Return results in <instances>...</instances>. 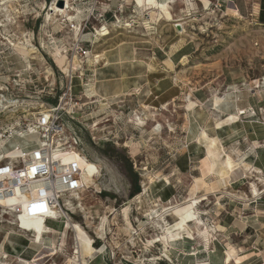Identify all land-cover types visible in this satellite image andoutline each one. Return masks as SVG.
<instances>
[{"label":"rangeland","instance_id":"1","mask_svg":"<svg viewBox=\"0 0 264 264\" xmlns=\"http://www.w3.org/2000/svg\"><path fill=\"white\" fill-rule=\"evenodd\" d=\"M5 2L0 7V99L1 108L15 107L0 108V136L11 138L0 156L16 146L40 145L39 135H20L35 130L41 112L59 104L73 79L77 112L64 123L100 175L99 190H82L68 216L94 241L93 258L108 264H224L226 250L233 256L229 264H264L263 186L245 174L238 177L243 187L227 189L236 172L224 150L217 161L218 141L202 132L207 156L194 142L202 129L212 135V127H220L216 109L228 114L252 91L264 100V21L255 2L179 0L172 9L179 21L168 22L161 10L140 7V0L113 2L110 10L105 0L96 8L94 0H70L78 37L74 26L51 11L53 5L62 8L61 1ZM97 56L104 61L96 64ZM59 57L71 62L70 74ZM239 115L243 119L246 112ZM136 118L146 124L137 125ZM206 183H219L214 190L220 193L206 194L198 203L192 198L203 196ZM252 183L263 192L257 198ZM173 202L182 203L174 216L158 217ZM190 208L211 236L203 240L188 231L164 236L162 219L174 225ZM0 215L10 230L13 217L2 209ZM104 216L109 219L100 238ZM63 227L53 225L61 232ZM191 228L197 229L194 223ZM59 234L45 235L41 245L31 243L33 251L61 244L64 234ZM65 240L62 252L46 257V264H66L76 248L84 257L88 242L82 236L70 232Z\"/></svg>","mask_w":264,"mask_h":264},{"label":"built area","instance_id":"2","mask_svg":"<svg viewBox=\"0 0 264 264\" xmlns=\"http://www.w3.org/2000/svg\"><path fill=\"white\" fill-rule=\"evenodd\" d=\"M50 1L55 4L60 0ZM94 1L96 8L99 0ZM105 1L110 10L113 2L123 0ZM72 82L73 79L59 104L44 111L45 114L42 112L34 132L29 133L40 136V145L25 150L16 146L12 149L16 154L0 162V209L12 214L11 226L30 241H33L34 231L21 229L22 217L44 218L46 223L52 220L64 224L72 206L68 198L84 190L81 163L66 160L73 152L85 157L78 139L64 123L65 117L74 119L78 107Z\"/></svg>","mask_w":264,"mask_h":264},{"label":"bare ground","instance_id":"3","mask_svg":"<svg viewBox=\"0 0 264 264\" xmlns=\"http://www.w3.org/2000/svg\"><path fill=\"white\" fill-rule=\"evenodd\" d=\"M2 1H4V3L3 4L1 3L2 6H0V7H3V5L6 3L5 0H2ZM60 1L63 3V7L62 8H59L57 5H53L51 11L54 12V13H56L57 16H60L63 20H65L64 22L66 24H68L70 27L71 26H74L73 33H75L76 37H78L79 36L80 29H79V26L78 25H75V21L77 20V15H75V13L74 14H71V12H73L74 8L71 7L70 0H60ZM148 1L149 2H147V0H140V3H139L140 4V7L141 6L142 7H148L147 11H155V10H158V9L161 10L164 13L165 18H166V20L168 22H171V21L172 22L179 21V19H177V17L174 15V13H172L173 6L179 0H166L165 2H159L158 0H148ZM7 3H10V1H8ZM64 4H65V8H64ZM137 10L140 12V10H142V9H137ZM106 34H103V30H98V32H97V35L98 36H101V37H105ZM21 53L23 55L29 54V52H27V51H22ZM58 60H59V63L62 64L64 73L65 74H70V72L73 69V67L71 66L72 65L71 62H66L65 58H60V57L58 58ZM102 61H104V59H101V56H97L96 57V60H95L96 64H100V62H102ZM108 63H110V62H108ZM167 63L168 64H172L171 60H168ZM2 103H4V102H2L1 99H0V108L2 107L1 106ZM13 107H15V106L10 105V106H4L1 109H5V111H8L10 108H13ZM240 114H245V111L240 112ZM38 116L36 115V117H38ZM18 121H20V119ZM136 121H137V125H139V126H144L146 124L143 121V119H141V118H136ZM16 126H19V123L14 124L12 127H10V130L14 131L15 128H16ZM96 126H98V124H96ZM21 129H23V128H21ZM6 130H8V128ZM15 132H17V131H15ZM33 132H34V130L30 128V131L27 134L20 135V137L28 136V135H30L29 133H33ZM8 139L5 138L4 133H3V135L0 136V148H4L5 147L6 142H7ZM15 154L16 153H14L12 150L11 151H8L7 153L2 154L0 156V162H2L5 159H9V158L13 157ZM227 158H228V164H229V166H230L231 169L234 170L235 167L239 168L240 165L239 166H236L235 165L236 163L234 164V161L229 156ZM66 160L67 161L79 160V162L81 163L82 170H83L81 177H82V180L84 182V189H88V190L89 189H94V190L95 189H98L97 178L100 175V170H99V167L97 165H95L94 163L90 162L86 157H83V158L82 157H79L75 152H73L71 155H69ZM244 169H245L244 174L253 176L254 179L256 180V182H258L259 185L261 184L263 186V188H264V178L261 175L262 172L260 173L258 171H255L256 170L255 168H254L255 170H252L248 166H245ZM259 174L261 175L260 177L258 176ZM260 193L261 192H260V190H258V186L255 183H252L251 184V194H252V196L259 197L260 196ZM231 196H233V195H231ZM68 200L70 202V205H72V203H71L72 200H75V202H76V200H81V199H80L79 195L76 194V195L68 198ZM83 204L85 205V203H83ZM181 204H175L174 202L171 203L169 206H167V207L164 208L163 212L158 217H161L162 215L164 216V214H168V213H170L171 216H174L175 210ZM193 206H197V203L194 204ZM4 213L6 215L7 214H10L8 211H4ZM11 216H12V214H11ZM1 218H3V216L0 215V219ZM108 219L109 218L107 216H104L102 218V222L100 224L101 225V227H100L101 233L99 234L100 235V238H102L105 235L104 234V231H106L105 230V226H106V224H108ZM162 220H164V223H166V224L162 223L163 225L161 226V229L163 230V235L166 236V237L172 236V235H174L176 233H181V232H184V231H188L192 235H194L196 237H199V238H202L203 240H205V239H208L211 236V234H212L211 230L208 229L206 227V225L199 219L198 213L195 210V208H190L187 211L180 213L177 216V218H176L177 221H176V224H174V225L168 224L167 222H165V219H162ZM11 222L12 221L10 220L9 221V224L10 225H11ZM193 223L196 225V228H197L196 231L193 230V228H191V224H193ZM6 227H7V225H6ZM14 229L15 228H13V230ZM21 229H23L25 231L26 230L27 231H34V236H33L32 239H33V242L36 243V244H38V245H41L43 243V240L45 238V235H47V234L48 235H53V233H54L53 230L50 229L46 225V222H45V219L44 218L24 219L22 217L21 218ZM63 232H61L59 234V235L64 234L63 235V239H61L62 240V243L61 244H59L57 246H53V245L52 246H50V245L49 246L48 245L46 246V244H45V246L42 247V250L39 251L36 254V256L34 257V259L33 260L31 259L32 261L21 260V262L23 264H46V262H45L46 257H48V256H55L60 251L62 252L64 246L66 245V243H65L66 242V240H65L66 235L70 234V232H72L74 234L76 233L77 235L82 236L84 238V240L88 242V246L85 248L84 257H81V254H80L79 249L76 248V251L73 253V255L70 256V257H68V260H67L66 264H84L85 261L87 260V258H89V259L93 258V256L98 252L97 249L94 247V241L88 236V234L84 231V229L79 224L72 222V219H71L70 216H67V220L64 223Z\"/></svg>","mask_w":264,"mask_h":264},{"label":"crops","instance_id":"4","mask_svg":"<svg viewBox=\"0 0 264 264\" xmlns=\"http://www.w3.org/2000/svg\"><path fill=\"white\" fill-rule=\"evenodd\" d=\"M229 1L233 5H235L232 0ZM253 1L258 6V9L261 11L262 0ZM253 92L255 91H252L251 94L247 93L243 95L242 100L238 98L232 106V111L228 114L214 109L218 114L222 115V118H220V123L222 124H218V126L220 125V127H217L214 123L215 127H212L211 129V131L213 132L212 135L208 134L206 130L202 129V131L194 139V142L196 141L197 143H200L203 152L207 156V141H205V139L202 137V132H205L209 139L217 140L219 145L222 147L220 153L218 154L217 161L218 158L221 157L222 151L224 150L225 160L229 156L234 161V164L236 163V166L240 165L239 168L235 167V181L233 183H227V189H236L243 187L244 183H241L238 177L240 176V178L243 179V176L245 175V166H248L252 170L256 169L255 171H258L260 173L262 172L261 175L264 178V100L259 99V96H261L262 93ZM242 110L246 112V115L243 116V119L239 115ZM252 110L259 111V115H257V117L255 116L256 118L253 117L254 115L251 113ZM193 127H195V124H193ZM203 144H206V146ZM227 151H230L231 154L227 153ZM241 173L242 175H240ZM218 184L219 183H206L203 187V190H206L204 191L205 193H202L203 196L192 199H195L198 203H202L207 199L206 194L209 197L214 193H220L219 191L214 190L218 186ZM263 192L261 191L260 195ZM2 222L3 221L1 220L0 264H23L21 260H27L29 258H32L33 260L37 254V251H33L35 248L31 245V243L35 245L36 243L30 241L28 237H26L22 233L14 232L13 226L9 227L10 231H6V227L2 225ZM56 223L58 222L49 220L46 225L54 232L61 233V230L53 228V225ZM220 227L224 229L222 226H219V228ZM222 249L224 250V248ZM232 259V253L227 255V252L225 250L224 264H229ZM32 260L30 259L27 261ZM210 261L211 260L209 257V263ZM84 264L108 263L103 258L99 257L98 259H87Z\"/></svg>","mask_w":264,"mask_h":264},{"label":"trees","instance_id":"5","mask_svg":"<svg viewBox=\"0 0 264 264\" xmlns=\"http://www.w3.org/2000/svg\"><path fill=\"white\" fill-rule=\"evenodd\" d=\"M260 18H261V20L264 21V0H262V3H261ZM188 250H189V249H188ZM35 254H36V253H35ZM35 254H34V255H35ZM30 259H32V258H29V259H27V260H30Z\"/></svg>","mask_w":264,"mask_h":264},{"label":"water","instance_id":"6","mask_svg":"<svg viewBox=\"0 0 264 264\" xmlns=\"http://www.w3.org/2000/svg\"><path fill=\"white\" fill-rule=\"evenodd\" d=\"M60 6L63 7V3L62 2H60Z\"/></svg>","mask_w":264,"mask_h":264},{"label":"snow or ice","instance_id":"7","mask_svg":"<svg viewBox=\"0 0 264 264\" xmlns=\"http://www.w3.org/2000/svg\"><path fill=\"white\" fill-rule=\"evenodd\" d=\"M33 171H35V169H33ZM33 207L35 208L36 206L34 205Z\"/></svg>","mask_w":264,"mask_h":264}]
</instances>
